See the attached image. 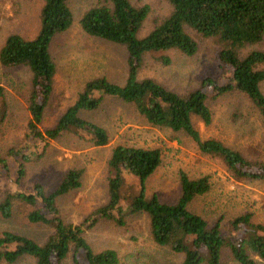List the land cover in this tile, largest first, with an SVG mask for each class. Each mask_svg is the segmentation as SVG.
<instances>
[{
    "label": "trees",
    "instance_id": "1",
    "mask_svg": "<svg viewBox=\"0 0 264 264\" xmlns=\"http://www.w3.org/2000/svg\"><path fill=\"white\" fill-rule=\"evenodd\" d=\"M167 1L169 13L142 36H137V30L148 13L146 3L136 6L130 0H99L82 12L78 24L83 32L124 46V81L116 83L104 76L87 79L55 122L41 130L39 123L56 68L49 51L50 41L55 33L65 30L72 22L66 0H41L36 34L24 38L12 32L5 36L0 46L2 66L22 64L31 71L26 99L28 131L42 139L43 144L62 131L73 130L78 134L85 133L91 144L103 145L108 140L105 129L82 117L80 112L96 109L107 96L132 104L151 125L183 131L201 152L220 158L234 177L264 179V161L246 158L216 138H202L192 121L193 116L203 125L211 122L212 113L205 103L207 92L215 96L237 90L256 108L264 125V93L259 87L264 69L258 67L264 63V50L252 49L239 54L241 47L258 42L264 35V0ZM189 29L204 37H215L220 42L218 65L227 66L229 70L225 82L216 83L214 78L205 76L196 87L179 93L152 77L137 76L146 54L170 49L184 55L193 54L197 41ZM157 58L164 64L169 62L165 54H159ZM4 114L1 109L0 121ZM262 144L264 146V134ZM10 150L19 155L15 171V181H18L29 157L13 148ZM106 163V200L78 223L64 221L58 215L56 198L80 185L79 168L66 169L51 190L46 191L39 183H34L32 192L6 190L0 200L2 218L11 216L16 202L35 206L40 201L41 208L33 207L27 211L26 218L33 223L48 224L52 230L41 242L25 234L2 230L0 262L13 264L28 258L32 264H122L113 248L94 250L83 230L99 219L123 225L126 216L136 212L146 214L148 233L155 244L182 255L179 264H221L224 249L240 264H253L252 254L264 259V221H253L250 212H244L229 219L228 233L224 234L220 218L208 224L187 207L192 198L209 189L206 174L189 177L180 170L179 194L174 202L168 203L159 200L155 193L147 195L145 191L147 177L160 163L157 147L116 144ZM127 176L132 182L126 181Z\"/></svg>",
    "mask_w": 264,
    "mask_h": 264
},
{
    "label": "rangeland",
    "instance_id": "2",
    "mask_svg": "<svg viewBox=\"0 0 264 264\" xmlns=\"http://www.w3.org/2000/svg\"><path fill=\"white\" fill-rule=\"evenodd\" d=\"M72 13L68 28L55 33L49 51L55 63L52 89L42 112L39 128L51 126L63 109L82 89L87 79L104 76L122 83L126 74L125 48L121 44L90 36L83 32L78 18L84 10L99 0H66ZM133 5L146 3L148 13L137 30V36L148 32L153 25L170 11L167 0H130ZM41 0H0V46L9 33L24 38L33 37L39 27L38 12ZM197 41V49L191 55L177 50H165L146 54L137 76L152 77L167 88L182 93L196 87L209 76L216 83L229 77L227 66L218 65L217 52L220 42L215 37L201 36L189 29ZM252 49L264 50V35L258 42L239 49L245 54ZM165 54L168 63L158 57ZM264 69V63L258 64ZM31 83V71L19 64L4 67L0 64V200L6 190L32 192L34 183L51 190L68 168L81 169L80 185L56 198L58 215L71 223L80 222L95 207L106 200L107 158L116 144L157 147L160 163L147 177V195L155 193L163 202H174L179 194L178 173L189 177L206 174L209 189L197 195L187 207L202 216L209 224L220 218L222 233H228L227 222L235 215L250 212L251 220L264 221V179L248 180L234 177L220 158L201 152L195 142L183 131H172L163 126L151 125L130 103L105 96L94 110H84L80 115L102 126L108 136L103 145H93L85 133L62 131L58 136L42 139L27 129L29 114L26 99ZM259 87L264 93V78ZM209 88L205 90L208 91ZM205 99L212 118L208 125L192 116V121L202 138L213 137L238 150L244 157L264 161L263 122L249 99L237 90L215 94L207 92ZM28 155L24 162V174L15 181L19 155ZM129 181V177H125ZM132 181H129V183ZM128 187V186H127ZM129 189V188H128ZM35 206L16 202L11 216H0V232L4 229L25 234L41 242L51 232L48 224L27 220L26 213ZM83 235L94 250L113 248L122 264H179L182 255L173 253L153 242L148 233V221L144 212L128 214L125 224L99 219L85 228ZM127 254H132L126 257ZM253 264H264V259L252 254ZM68 258V257H67ZM137 259V260H136ZM142 262V263H140ZM0 264H11L0 262ZM13 264H32L28 258ZM221 264H240L224 249Z\"/></svg>",
    "mask_w": 264,
    "mask_h": 264
}]
</instances>
